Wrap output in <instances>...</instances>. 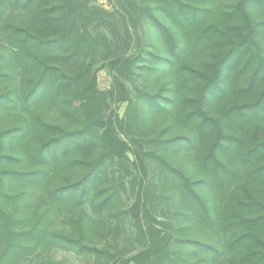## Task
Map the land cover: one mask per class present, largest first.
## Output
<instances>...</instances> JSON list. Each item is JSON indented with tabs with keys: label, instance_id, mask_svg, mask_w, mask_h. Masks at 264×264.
Segmentation results:
<instances>
[{
	"label": "trees",
	"instance_id": "1",
	"mask_svg": "<svg viewBox=\"0 0 264 264\" xmlns=\"http://www.w3.org/2000/svg\"><path fill=\"white\" fill-rule=\"evenodd\" d=\"M8 3L27 13L14 22L0 18V83L9 84L0 89V107L30 111L53 104L66 119L37 114L23 125L0 127V264L39 256L38 264H52L53 247L99 260L109 252L93 239L112 225L120 198L117 189L99 182L115 180V170L109 171L124 161L128 145L103 128L107 103L96 68L120 54L124 38L113 27H129L123 16L84 0L0 2ZM141 11L165 44L168 52L158 59L173 67L177 91L150 95L147 105L154 114L174 109L186 130L183 143L194 150V166H169L182 184L191 221L213 237L185 240L198 257L187 264H264V136L242 132L264 121V89L249 101L227 102L236 81L253 72L250 85L240 89L247 94L264 73V0H236L228 8L223 0H153ZM206 50L217 51L209 67L194 58L177 61ZM191 82L195 96L181 92ZM210 101L222 102L220 114L207 109ZM31 140L35 145L25 159L35 168L16 167L13 162L21 160L8 152V142ZM152 155L167 164L164 156ZM81 169L79 178L58 181L65 170ZM190 171L201 174L209 197ZM16 180L26 188L13 189ZM164 249H171V240Z\"/></svg>",
	"mask_w": 264,
	"mask_h": 264
},
{
	"label": "rangeland",
	"instance_id": "2",
	"mask_svg": "<svg viewBox=\"0 0 264 264\" xmlns=\"http://www.w3.org/2000/svg\"><path fill=\"white\" fill-rule=\"evenodd\" d=\"M84 1L103 6L119 17L123 16L129 27V32L125 31L121 24L113 27V31L124 38L120 42V54L116 58L99 62L96 68L97 87L107 103L103 128L125 141L128 148L124 161L114 165L109 171L112 173L115 170L117 176L115 180L111 177L108 183L99 182L101 187L113 186L120 194L110 217L112 225L103 235H97L93 239L94 244L108 250L109 253L98 260L94 256L89 257L53 247L50 251L54 260L52 264L58 260H64L67 264H172L173 260L187 264L198 257L195 249L184 243L185 240L189 238L204 240L213 237L200 223L191 221L189 209L183 203L182 184L169 166L187 171L194 166V150L190 144L183 143L182 136H186L187 132L176 123L174 109L173 112L162 111L161 114H154L147 105L152 98L150 95L155 96L162 91L169 93L168 90L177 95L173 67L158 59L159 56H166L168 52L165 44L160 41L159 35L154 33L148 24L150 22L141 11L153 0ZM235 1L223 0V4L228 8ZM8 4L7 6L0 4L1 22L22 20L27 13L26 9ZM108 31L110 32V29ZM2 35L0 32V39ZM216 54L215 50H206L197 56L196 53L187 52L177 61L186 59L193 61L191 58H194V62L209 67ZM252 73L236 81L229 91L228 103L249 101L264 89L263 73L256 76L253 91L247 94L240 91L242 87L250 85ZM7 83L1 82L0 89L9 85ZM181 92L195 96V83L191 82ZM221 106V101L207 103V109L212 114H220ZM37 114L46 120L56 122L66 119L62 111L53 104H43L30 111L0 107V127L23 125L27 118ZM242 132L264 136V121ZM177 137H180L178 142L174 141ZM31 141L30 144L25 141L8 142L10 146L8 152L21 160L13 162L16 167L35 168L34 161L25 159L31 152L28 147L35 145V142ZM152 152L164 156L167 164L153 156ZM67 171L59 176L58 181H63L67 177L77 179L83 174L82 169L73 174ZM190 172L199 191L209 197V192L201 182V174L196 171ZM13 182L15 183L13 189L26 188L25 183L21 181ZM119 210L122 212L119 213ZM108 213L104 212L103 215ZM90 214L94 215V212L91 211ZM169 240L171 249L168 251L164 248ZM204 258L203 255V260ZM39 260L40 256L32 257L19 264H38Z\"/></svg>",
	"mask_w": 264,
	"mask_h": 264
}]
</instances>
